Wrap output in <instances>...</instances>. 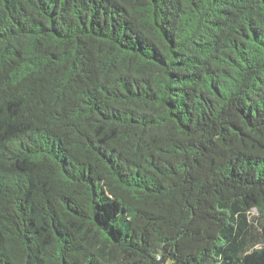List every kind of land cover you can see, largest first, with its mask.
<instances>
[{
	"label": "trees",
	"instance_id": "1",
	"mask_svg": "<svg viewBox=\"0 0 264 264\" xmlns=\"http://www.w3.org/2000/svg\"><path fill=\"white\" fill-rule=\"evenodd\" d=\"M0 264H264V0H0Z\"/></svg>",
	"mask_w": 264,
	"mask_h": 264
},
{
	"label": "rangeland",
	"instance_id": "2",
	"mask_svg": "<svg viewBox=\"0 0 264 264\" xmlns=\"http://www.w3.org/2000/svg\"><path fill=\"white\" fill-rule=\"evenodd\" d=\"M253 213H254V214H256V212H255V211H253Z\"/></svg>",
	"mask_w": 264,
	"mask_h": 264
}]
</instances>
